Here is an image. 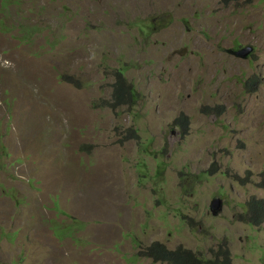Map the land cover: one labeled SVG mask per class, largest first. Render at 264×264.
I'll list each match as a JSON object with an SVG mask.
<instances>
[{"label": "rangeland", "instance_id": "374dc122", "mask_svg": "<svg viewBox=\"0 0 264 264\" xmlns=\"http://www.w3.org/2000/svg\"><path fill=\"white\" fill-rule=\"evenodd\" d=\"M262 174L264 0H0V264H264Z\"/></svg>", "mask_w": 264, "mask_h": 264}, {"label": "trees", "instance_id": "16d2710c", "mask_svg": "<svg viewBox=\"0 0 264 264\" xmlns=\"http://www.w3.org/2000/svg\"><path fill=\"white\" fill-rule=\"evenodd\" d=\"M235 0H222L223 3H229ZM248 80L244 83L245 86L248 85ZM138 99V93L129 84L124 75L123 71L120 70L116 72L114 84L112 86L111 102L110 107L117 109L123 106L132 107ZM211 110V112H215ZM173 124L177 126L186 127L188 124V119L183 114H180L176 119H174ZM155 155L156 152H153ZM155 160L158 158L154 157ZM159 167V166H158ZM207 173V171H206ZM258 187L264 188V174H262ZM241 217L247 219V223L253 227H259L264 221V201L251 198L245 204V211L241 214ZM227 255V251L224 252ZM144 255L150 258L153 262H162L166 264H208L209 261L202 260L198 255L191 251L184 250L182 248H177L173 251L167 250L162 244L153 243L149 246ZM228 256L225 258V262L222 264H228ZM215 264V263H214ZM218 264V263H217Z\"/></svg>", "mask_w": 264, "mask_h": 264}, {"label": "water", "instance_id": "95a60500", "mask_svg": "<svg viewBox=\"0 0 264 264\" xmlns=\"http://www.w3.org/2000/svg\"><path fill=\"white\" fill-rule=\"evenodd\" d=\"M252 51L251 47H245L235 52V55L240 58H246ZM209 210L212 216L216 217L221 213L222 210V200L219 198H214L211 200L209 205Z\"/></svg>", "mask_w": 264, "mask_h": 264}, {"label": "bare ground", "instance_id": "6f19581e", "mask_svg": "<svg viewBox=\"0 0 264 264\" xmlns=\"http://www.w3.org/2000/svg\"><path fill=\"white\" fill-rule=\"evenodd\" d=\"M99 183V181L98 180H94L93 182H92V184H91V188H90V194L93 196V195H96L99 191H100V188H97V184ZM102 193V192H101ZM107 194V193H106ZM88 195H89V193H88ZM104 195V194H103ZM107 198L109 199V200H111V198H110V196L108 197L107 196ZM112 203V202H111Z\"/></svg>", "mask_w": 264, "mask_h": 264}]
</instances>
